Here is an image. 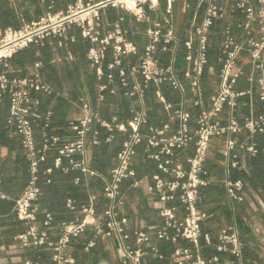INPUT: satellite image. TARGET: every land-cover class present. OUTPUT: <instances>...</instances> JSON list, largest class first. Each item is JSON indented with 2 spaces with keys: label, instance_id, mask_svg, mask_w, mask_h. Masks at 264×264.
<instances>
[{
  "label": "built area",
  "instance_id": "1",
  "mask_svg": "<svg viewBox=\"0 0 264 264\" xmlns=\"http://www.w3.org/2000/svg\"><path fill=\"white\" fill-rule=\"evenodd\" d=\"M196 10L190 21V31L180 42L171 16L174 13L175 0H164L163 17L152 20L151 13L156 9V0H74L63 11H47L36 20H22L17 28L6 27L0 30V101L1 94L9 95L7 124L21 136V144L28 160L29 179L18 197L13 202L16 218L29 225L28 230L20 237L31 239L34 244H48L52 249L53 264H74V257L66 251L71 237L77 236L92 224L98 237L104 239L114 236L122 258L130 264H140L146 254L144 243L150 240L151 234L136 230L133 232L136 246L126 243L128 233L125 231L127 217L119 211L123 192L120 185L131 179L130 186L139 187L132 160L136 148L143 143L149 159L155 162L156 172L146 184L148 193L157 197L162 220L161 227L155 231L158 240L175 244L167 264H220L219 257H203L200 239L211 245L217 252L228 253L234 257L242 254L243 243L235 224L222 227L215 238L203 233L201 224L206 213L198 207L200 189L207 184L204 163L211 141L214 137L226 133L238 134L247 131L250 135H264V110L257 114L249 113L241 120L235 116L239 99L251 94V89H236L239 78L243 75L241 56H247V62L253 71L245 76L246 81L257 84L258 99L264 103V0H193ZM256 4V7L253 5ZM111 6L120 9L133 18L135 22H151L141 36L144 42L140 45L126 37V30L119 24V17L109 32H101L102 8ZM202 9L199 15V9ZM229 15L240 16L235 26L226 23L221 29V40L217 47L215 61L218 71V87L204 100L203 74L209 62L210 36L214 34L213 26L219 19ZM76 25L83 37L89 40L86 57L94 67L97 78V101L104 99V92L114 93L115 83L123 87V94L132 100L129 105V118L119 123L117 117L105 119L94 111L87 96L78 97L77 117L67 123L71 134H56L45 131L52 116L51 111L44 115L41 141L35 142L33 121L38 117L36 107L39 100L34 93H50V86L41 78L35 62L27 74L21 77L8 75V59L16 52L30 44L43 45L48 37L64 36L66 30ZM233 27L238 29L233 33ZM166 55L167 61H163ZM130 56L135 62L124 60ZM104 67L108 71L104 73ZM115 71V72H114ZM167 85L179 95V100L172 103L161 91V85ZM152 85L154 102L160 105V113L168 121L159 126L147 125L148 113L145 107L146 90ZM230 111L225 123L219 121L224 108ZM190 109H195L192 114ZM97 123L109 134L105 141L111 140L113 131H120L125 138L114 155V164L107 175H102L89 166L87 159L86 133L91 123ZM175 127H172V124ZM146 131V132H143ZM91 144H98L97 131L93 132ZM236 145L249 154H261L264 166V146L259 148L255 142L245 144L228 138L222 151L227 156ZM191 148L184 158L180 153ZM50 153L52 160L43 173L49 174L58 169L67 174L77 171L75 183L88 184L93 176L103 180V196L107 201L102 220H97L94 208V194H88V202L76 206L72 199L66 200L70 212L82 216L74 221L61 222L56 241H48L47 228L53 221L49 212H44L43 230L34 226L37 219V202L40 187L37 184V172L40 163L46 161ZM233 159L231 166H236ZM50 180L47 179L46 182ZM1 182V178H0ZM227 195L239 200L238 190L242 183L239 179L224 182ZM5 196L0 192V199ZM177 200L183 214L178 215L177 206L169 202ZM188 241L191 246L177 245L179 240ZM89 243L88 246H91ZM157 252L155 246L150 247ZM160 258L162 254H158ZM24 264H33L25 261Z\"/></svg>",
  "mask_w": 264,
  "mask_h": 264
},
{
  "label": "crops",
  "instance_id": "2",
  "mask_svg": "<svg viewBox=\"0 0 264 264\" xmlns=\"http://www.w3.org/2000/svg\"><path fill=\"white\" fill-rule=\"evenodd\" d=\"M72 2H74V0H0V12L6 10L9 5L17 7L19 18L18 25H20L22 20H36L47 11H63L66 6ZM253 5L256 7L254 2ZM163 10L164 0H156V9L151 13L152 20L161 19L164 15ZM195 10L196 3L193 0H175L174 2V13L171 16V22L180 42L186 39L190 31V21ZM100 12L102 33L111 31L113 29V23L117 21L119 17H122L123 19L119 21V24L123 30H126V37L139 45L144 42L141 33L146 27L151 25V22H135L131 15L111 6L102 8ZM198 13L201 15V8ZM239 19L240 16L229 15L226 19L217 20L213 26L214 34L210 36L211 47L213 48L212 51H214L213 62H208L203 74L204 100L206 105L209 102V97L218 87L219 78L215 55L221 40V29L226 23L235 26ZM15 25V23H10L5 27H0V30L6 27L14 28ZM232 30L233 33L238 32V29L235 27H233ZM47 48L44 67L46 68L47 66V68H51L53 74L61 80L63 85H65V83L69 84L70 76L73 75L78 78V84L84 86L87 73L90 71L95 72L94 67L87 61V44L78 26H72L61 38H49L47 40ZM38 54L40 53L37 52V55ZM39 59L42 60L41 55ZM40 60H36V62ZM129 60L135 62V57L130 56L126 58L124 60V66H127V61ZM32 66L33 65L26 66L24 72L27 73ZM241 67L243 75L239 78L235 88L251 89V94L245 95L239 99L235 111V116L239 120L249 113L257 114L264 110V103L258 99L257 84L255 82L250 83L246 81L245 76L248 75V73H252L254 77H257L259 73L251 69L245 54L241 56ZM1 69L2 66L0 65V70ZM22 69L23 68L19 66H10L9 72L22 76ZM100 82L101 81L95 85L96 92L97 85ZM49 95L50 93L45 92L34 93L39 103ZM60 96H62L64 101L63 104L56 105L52 99L45 111L52 112L49 121L51 125L50 131L59 135L71 134L67 123L70 119L77 117L79 114L78 107L75 104L77 99H69L65 87ZM131 103L132 100L130 99V104ZM153 105L155 112L161 115L160 105L155 103L154 99ZM146 110L148 113L147 108ZM38 113L41 114L39 111ZM229 113V109L225 107L219 116V121L225 123ZM107 116L108 117L105 119L108 120L116 116L112 106L109 107ZM164 117L166 118L164 122L169 120L168 117ZM125 121L118 122L125 123ZM172 127H175L174 123ZM104 131L107 132L105 129ZM116 132L120 136L123 135L120 131ZM9 133L11 134V132ZM91 138L87 140L86 145L87 159L90 167L92 160L91 145H94L90 143ZM228 138H234L237 142H243L245 144L255 142L259 148L264 146V135L260 133L250 135L247 131H243L238 134L226 133L214 137L211 141L204 163L207 171V184L200 189L198 207L207 215L202 223L201 229L203 232L209 231L213 238H215L217 232L222 227L230 224H235L237 226L240 239L243 243L242 254L240 257H234L228 253L217 252L213 246L206 245L203 239H200L201 254L205 258L217 255L220 264H264V166L262 157L260 153L251 155L238 145L231 149L227 156H223L222 151L225 141ZM120 145L121 142L119 143V146ZM190 151L191 148L188 147L180 153V157L184 158L190 154ZM114 155L112 160L113 164ZM16 156L15 149L8 145L0 144V175L3 170L2 168H4V170H6L4 173L5 179L17 185V195L14 197L15 199L20 194L26 181L23 161L21 162ZM233 159L237 161L236 166H231V161ZM132 166L135 170L136 178L140 181V186H130L131 179L124 180L120 185L123 198L119 206V211L122 215L127 217L125 231L129 235L126 243L131 247L136 246L133 236V232L136 230L150 233V240L143 245L146 254L141 259L140 264H167L175 244L158 240L154 236L155 231L162 225V220L158 212L160 203L157 201L156 196L147 192L146 184L150 181L151 174L156 172V166L155 162L146 156L143 145H139L136 148ZM111 167L107 169L105 175L108 174ZM70 173L73 184L83 187L86 200L81 204L88 202V194L94 193L89 191L87 188L88 184L85 185L82 182H74V177L78 174L77 171H70ZM237 179L242 183L241 189L237 192L240 197L239 200L230 198L224 186L226 180L234 181ZM90 181H99L103 188L101 176H93L88 182ZM0 192L5 196L2 199L14 200V198L11 199L1 190ZM94 195L96 199V194ZM169 204L177 206L178 215L183 214L182 207L177 200H173L169 202ZM36 206L37 219L34 222V226L40 231L44 229L42 224L44 212L48 211L39 201ZM94 208L97 220H102L105 210L98 213L95 207V200ZM81 216L80 213L70 212L67 209L66 213L59 217V219L54 220L53 218L52 223L47 228V240L56 241L58 239L60 232L59 224L61 222L74 221ZM28 228L29 225L16 218L13 211V203L10 207H4L0 204V264H24L25 261H31L33 264H53L52 249L48 244L37 245L34 244L31 239L23 240L20 237ZM89 243H92V245L88 246ZM177 245L191 246L188 241L183 239L179 240ZM151 246H155L157 252L151 250ZM66 251L74 257V264H130L122 258L115 237L108 236L101 239L96 235L92 224L87 225L85 230L77 236L71 237ZM158 254H162L163 257L160 258Z\"/></svg>",
  "mask_w": 264,
  "mask_h": 264
},
{
  "label": "trees",
  "instance_id": "3",
  "mask_svg": "<svg viewBox=\"0 0 264 264\" xmlns=\"http://www.w3.org/2000/svg\"><path fill=\"white\" fill-rule=\"evenodd\" d=\"M18 20H19L18 8L13 5H9L6 10H2L0 12L1 28L5 27L10 23H15L16 25L14 28H17L19 26ZM72 26L74 25H71L66 30V33L67 31H69V29ZM54 37L61 38L63 36H54ZM49 38L51 37H48L44 41L43 45L30 44L26 48L13 54V56L8 59V68H7L8 75L10 77H21V75L11 74L9 72V67L19 66L20 68H23L22 69L23 71L22 76H23L28 73V72L27 73L24 72L25 67L28 65H33L36 62V60H40L39 59L40 55L42 56V60L39 61L41 63V66L38 68V72L41 78L43 79V81H45L50 86L51 92L50 95L46 99L42 100L41 103H38L36 107V113H38V111L41 113V114L38 113V117L34 118L33 121V129H34L36 144H39L41 141L42 126L44 124V115L46 114L45 111L47 110L48 104L52 99L54 100V104L56 105L63 104L64 101L62 99V96H60V94L64 91V87L66 92L68 93V98L71 100H76L78 99V97L81 96H87L93 110L97 111L102 118L108 117L107 114L109 112V107L112 106V108L115 110V114L118 118V121H125L129 117L130 99H128V97H126L123 94L124 91L123 87L115 83L112 86L114 87V93H109V91H105L104 99L98 102L95 85L100 80L99 79L97 80L94 71L93 72L90 71L87 73L84 86H80L78 84V78L74 77L73 75L70 76V83L69 84L65 83V85H63L61 80L53 74L51 68H47V66L46 68L44 67L45 55L47 54V49H48L47 40ZM85 43L87 44V49H88L91 44L89 43V40L86 38H85ZM212 50L213 48L210 47L208 51L209 62H213L214 51ZM37 52L40 54L37 55ZM167 58L168 57L164 55L163 61L166 62ZM107 72L108 71L104 67V73ZM160 89L168 101L172 103L178 102L179 95L175 91H173L170 87L163 84L161 85ZM153 90L154 87L152 85H149V87L146 90L145 107L148 109V114H149L147 125L159 126L161 125L162 122L166 120V118L163 115L156 113L153 108L154 106ZM8 106H9V95L7 92H3L1 94V101H0V144H5L15 149L17 155L16 158L20 159L21 162L23 161L24 174L26 176V181H25L26 184L29 179L28 160L26 158L25 151L21 144V136L17 134L14 131L13 127L8 125L6 122L8 115ZM190 110L192 114H194L195 109H190ZM50 130H51V125L49 122V126L45 128V131L52 133ZM94 131H97V138L99 140V143L91 145L92 160L90 165L94 170L98 171L102 175H105L107 169L113 165V161H112L113 155L119 149L120 147L119 143L120 142L122 143L125 136L124 135L120 136L116 131H113L112 132L113 137L109 142H106L105 138L109 134V132L108 131L105 132L103 127L93 122L90 124V130L87 131L86 133V140L92 137ZM9 132H11V134ZM139 145H143V143H140ZM51 160L52 157L50 153H48L46 157V161L40 163L38 166L37 184L40 187V194L38 201L42 206L46 208L48 212H50L53 215V218L55 220V219H59V217H61L63 214L66 213L67 209L65 207V201L67 198H71L74 201L75 205H80L82 202H85L86 197L84 196L83 187L81 185L73 184L70 172L64 174L58 169H53L52 172L49 174L43 173L44 168L51 163ZM2 169L3 170L1 171V175H0L1 178L0 190L3 193H5L7 196H9L11 199H13L17 195V185L5 179L4 173L6 172V170H4V168ZM47 179H49L50 181L46 182ZM25 184L23 185V187L25 186ZM101 185L102 184L99 181H90L88 182L87 185L89 191L96 194L95 207L98 213L104 211L107 207V201L103 196V192H102L103 188ZM14 200L10 201L8 199L7 200L0 199V204H2L4 207H10ZM203 233H208L211 235L209 231ZM211 237L213 238L212 235Z\"/></svg>",
  "mask_w": 264,
  "mask_h": 264
}]
</instances>
